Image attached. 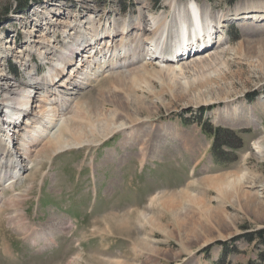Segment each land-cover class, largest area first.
<instances>
[{
	"label": "rangeland",
	"instance_id": "374dc122",
	"mask_svg": "<svg viewBox=\"0 0 264 264\" xmlns=\"http://www.w3.org/2000/svg\"><path fill=\"white\" fill-rule=\"evenodd\" d=\"M187 1L0 0V99L33 91L31 127L51 126L30 141L20 120L9 138L16 149L24 137L29 150L21 177L0 189V264H264L263 244L248 241L264 229V156L254 150L264 143V24L231 16L242 3L260 15L264 0H195L202 16L216 19L214 43L175 57V19L187 18ZM158 16L167 21L157 56L163 65L137 38L139 22L146 27ZM40 39L45 63L30 48ZM97 39L109 57L93 63L94 75L84 79L81 68L58 93L43 86L47 67L90 56ZM138 62L143 77L130 86L127 75L139 67H126ZM46 93L41 118L37 99ZM98 115L127 126L100 135ZM5 149L0 144V163L11 176L16 154ZM219 179L226 184L214 186ZM157 193L165 198L150 205Z\"/></svg>",
	"mask_w": 264,
	"mask_h": 264
},
{
	"label": "bare ground",
	"instance_id": "6f19581e",
	"mask_svg": "<svg viewBox=\"0 0 264 264\" xmlns=\"http://www.w3.org/2000/svg\"><path fill=\"white\" fill-rule=\"evenodd\" d=\"M171 2L169 4V6H172ZM197 4L198 3L195 0H189L181 6L182 11H184L182 13L187 14V18L180 17V18L175 19L176 15L178 17V14H176V12L174 14L175 17L173 19H175L176 21L178 20L177 22L180 24V28H179L180 35H179V40H178L179 42H178L177 46H174L175 48L173 47L174 50L172 49L175 57H176L177 53L178 54L179 53L180 54H189V53H192V51H196V49L201 48L202 44H203L202 46H207L213 42V33H214V26H215L216 19L214 18L213 15H210V13H208V15L204 14L202 16L201 10ZM249 6H250L249 3H242V4L236 5L232 11L233 12L232 13L233 15H231L232 18H234L237 21H239V20H241V21L253 20L254 23L255 22H261L262 24H264V9L261 11L260 15H257V14H254L253 12L249 11ZM263 6H264V1H263ZM179 8L180 7L177 6V8L174 10L175 11L179 10L181 12V10ZM184 9H186V10H184ZM224 17H225V15L221 16V18H224ZM187 20L189 22H191V25H188L186 23ZM226 21H227V18L224 21V23ZM221 22H222L221 19H219L218 23H221ZM139 23H140V25H139V37H137V38L139 40H141V43L144 45L151 44V46L149 48H147V50L151 53H154V55L151 56L149 58V60L150 61H157V63L159 65L165 64L167 59H161L157 56L160 55V46L162 43L161 38L163 35H165V29L167 28L166 18H163V17L159 18V16H158V17L154 18V21L147 22L148 24L146 25V27L145 26L142 27V25H145L146 22L144 23V22L140 21ZM67 27L70 28V26H67ZM118 32H120L122 34V36H124L125 34L128 35V31L124 30L123 28H121ZM128 39H130L128 36H127V38H124V37L122 38L121 44L123 45V49H128L127 45L130 44ZM205 39H207L206 43L204 42ZM69 40H71V38H69ZM192 40L193 41L195 40L194 42L197 41L196 44H198V46L193 47V45H192L193 41ZM199 40H202L201 43ZM38 44H39L40 48L34 49V47H32V46H30V48L32 51L36 52L40 61L42 63H45L47 60V54H46V49L43 48V46L45 45L43 39H40ZM162 46H163V44H162ZM90 52H91L90 56H88V55L84 56L76 62L73 59L74 54H72V56L68 55L65 58V61L61 62L58 66L54 64L55 69L47 67L48 73L44 77H42L43 78L42 80L43 81L45 80L44 82H46L47 80L48 81L46 83H44L43 86L48 87V89L51 90V92H55V90L57 88L64 89L65 85H67L66 82L69 79L74 78V76L76 74H78V72L80 71L81 68L84 69V72H83L84 79H88L90 72L94 75L97 68L95 65H93V63L98 61V60H106V59H108L109 56L106 52H104L103 45L98 39L91 42V51ZM18 54H19V56H21L22 52H18ZM0 58H5V57L0 56ZM168 60H169V57H168ZM69 62H70V64H72V66L70 65V68H68ZM143 65H144L143 63L138 62L136 64L130 63L128 65V67H126L127 69H129V68L132 69L136 66H137V68L139 67V69H137L136 71H133L129 75H127V78L129 77L131 80L130 86H133V85L138 86L139 85L140 80L143 77V73H144V69L140 66H143ZM68 69H71V70L68 72ZM127 69L123 68L122 70L123 71L126 70L124 72H127L128 71ZM177 69L181 70L182 68L177 67ZM1 71H2V73H5L2 70V68H1ZM173 71H175V70H173ZM117 73H119V72H117ZM25 74H26V77L28 79H30V80L32 79L33 72L25 71ZM122 74H117V76H116L120 80V84H123L121 81L122 80ZM0 76H2V74H0ZM59 83H61V85H58ZM70 86L71 87H68V89H66V91H73L74 88H76V87H73L72 85H70ZM56 92L58 93V90ZM32 93H33V91H30L27 93H21L20 97L18 99L12 101L14 103L6 100L5 98L0 99V144L6 146V149H7V147H9V152L7 150L8 153L12 152V153L16 154V160L14 162L15 169L11 173V176H6V173L4 170V167L6 165H3L2 163H0V174L2 173L5 177V179L2 176L0 177V189L10 188V187L12 188L13 184L21 177L20 169L22 171V155L26 156V154L29 150L28 143L26 142L24 137L21 138V140H20L21 142L18 144L19 148L17 147L16 149H14V147H13L12 140L9 139V138H11V136L13 137V133H14V130L16 131V129H17L16 126H17L18 122L21 120L22 121L21 124L25 125L23 128L24 131L25 130L31 131V135H30L31 140L30 141L33 140V137H38V136L44 137V135L46 134L45 131L49 130L51 127L45 120H42L38 125L31 127V124L29 122V117L32 114L33 108H35V106L33 107L35 99L33 97H31ZM46 95H47V93L42 95V96L40 95L37 99V103H39L37 114L41 118H42L43 113L45 112L44 104L47 102V100L49 98V96L48 95L46 96ZM58 96L59 95H57V97ZM59 98L60 97H58V100H59ZM69 100L70 99H68L67 101H69ZM62 101H64V102L66 101L65 100V94L62 95ZM49 113H50L49 115L52 119H56L57 111L55 109L51 108L49 110ZM101 116L102 115H98V118H100V119H98V123L94 126V131L98 132L100 135L111 134L114 131H116V130L118 131L119 129H122L123 127L127 126L126 123H121L120 125L115 126L112 124L114 122H112L111 119H110V122H112L111 123L112 125L110 124L111 126H109V122H108L109 120L104 119V118L102 119ZM102 117H104V116H102ZM23 120H25V123H23ZM135 121H137V119ZM114 124H116V123H114ZM129 124H132V123H129ZM1 135H3V137ZM40 139H43V138H40ZM59 143H60V140L57 139V144L59 145ZM69 146H70V144L68 146H65V144H64L63 148H65V147L68 148ZM254 150L260 157L264 156V143L261 141L256 142L254 144ZM192 172H193V170H192ZM245 177H246V175L242 176L241 181L244 180ZM10 178H11V180H9ZM3 179H4V181H3ZM226 182H224L223 179H219L218 181L215 182L216 184L214 186L221 187V186H223V183L226 184ZM230 183L232 184L231 181H230ZM233 184H234V182H233ZM237 184H240V183L237 182ZM239 186H240V188L239 187L238 188L240 190L242 188L241 187L242 185H239ZM223 189H225V188H223ZM221 191H222V189H221ZM244 194L246 195V192H244ZM1 196H2V194L0 193V199H1ZM183 196H184V194H183ZM164 198H163V196H159V193H157L155 195H151L150 205H152L155 202L159 203L160 200L164 199ZM167 204H169V203H167ZM167 206L165 205V207H167ZM169 206L171 207V205H169ZM169 209H171V208H169ZM191 214H192V211H191ZM191 214H189V215H191ZM214 214H216V212H213V215H211L212 218L214 217ZM205 216H206V213H205ZM211 217H210V220L212 219ZM183 218H184V216H183ZM193 218L191 217V219H193ZM189 220H190V218H189ZM198 222L201 223V221H199V220H198ZM191 223H193V221ZM200 225H203V224H200ZM195 226H194V228H191V226H190V228H191L190 231H193V229H195ZM201 229H202V227H201Z\"/></svg>",
	"mask_w": 264,
	"mask_h": 264
},
{
	"label": "trees",
	"instance_id": "16d2710c",
	"mask_svg": "<svg viewBox=\"0 0 264 264\" xmlns=\"http://www.w3.org/2000/svg\"><path fill=\"white\" fill-rule=\"evenodd\" d=\"M237 1H241V0H227V2H228L229 5H230V4H233V3L237 2ZM209 133L213 136V138H214V142H215V139L219 136V130H215V131H213V132H209ZM213 148H214V144H213ZM220 150H221V146L219 145V146H218V149H216V153H218V151H220ZM215 157H217V155H215ZM216 159H217V158H216ZM256 236H257L258 240H259V241L263 244V246H264V229H261V230L255 232V235H253L252 239H249L248 241H249V242H252L253 239H254V237H256Z\"/></svg>",
	"mask_w": 264,
	"mask_h": 264
}]
</instances>
